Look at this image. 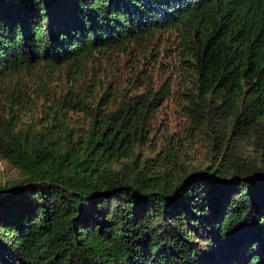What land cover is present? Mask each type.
Returning <instances> with one entry per match:
<instances>
[{
	"label": "trees",
	"instance_id": "1",
	"mask_svg": "<svg viewBox=\"0 0 264 264\" xmlns=\"http://www.w3.org/2000/svg\"><path fill=\"white\" fill-rule=\"evenodd\" d=\"M0 159V264H264V0H0Z\"/></svg>",
	"mask_w": 264,
	"mask_h": 264
},
{
	"label": "rangeland",
	"instance_id": "2",
	"mask_svg": "<svg viewBox=\"0 0 264 264\" xmlns=\"http://www.w3.org/2000/svg\"><path fill=\"white\" fill-rule=\"evenodd\" d=\"M163 47L171 50L164 53ZM160 49V58L157 63H161L162 69L166 70L168 74L172 73L171 77L178 76L174 68L178 63L172 58L173 52L176 49L175 43L170 41V44H163ZM161 76H163L162 70ZM183 126H185V118L182 116L180 101L178 98L167 100L162 109L156 114L150 135V142H148L149 147L155 145L156 149L159 150L160 147L166 146V142H168L167 140L170 139V136L176 135ZM181 140L178 144L173 141L172 145H177L179 149L180 147L182 148V161L185 167L191 170L194 167L205 165L207 160L206 147L195 142L188 143L185 138ZM18 177L17 171L0 159V186L7 183V181L17 180Z\"/></svg>",
	"mask_w": 264,
	"mask_h": 264
}]
</instances>
